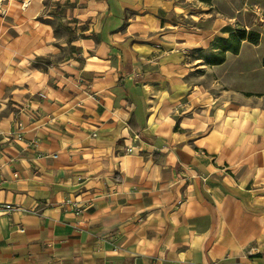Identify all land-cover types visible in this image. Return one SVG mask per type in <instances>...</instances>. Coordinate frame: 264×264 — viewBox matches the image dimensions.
Returning a JSON list of instances; mask_svg holds the SVG:
<instances>
[{
  "label": "crops",
  "instance_id": "0c3cea01",
  "mask_svg": "<svg viewBox=\"0 0 264 264\" xmlns=\"http://www.w3.org/2000/svg\"><path fill=\"white\" fill-rule=\"evenodd\" d=\"M188 2L0 0V264H264V34Z\"/></svg>",
  "mask_w": 264,
  "mask_h": 264
},
{
  "label": "rangeland",
  "instance_id": "374dc122",
  "mask_svg": "<svg viewBox=\"0 0 264 264\" xmlns=\"http://www.w3.org/2000/svg\"><path fill=\"white\" fill-rule=\"evenodd\" d=\"M188 3L195 14L210 13L213 19L222 21L229 30L239 29L264 34V0H214L210 5L189 0ZM66 30L70 38L76 33V29ZM63 33L64 30L61 34ZM72 49L74 48L69 47L70 53ZM38 62L36 66L45 68L53 61L45 58Z\"/></svg>",
  "mask_w": 264,
  "mask_h": 264
},
{
  "label": "trees",
  "instance_id": "16d2710c",
  "mask_svg": "<svg viewBox=\"0 0 264 264\" xmlns=\"http://www.w3.org/2000/svg\"><path fill=\"white\" fill-rule=\"evenodd\" d=\"M200 3L210 5L214 0H196ZM260 33L256 31L233 30L230 31L226 38L216 37L212 42V50L207 56V64L219 65L225 61V54L230 53L237 55L242 42H247L252 45H258ZM216 51V52H215ZM264 66V56L262 58Z\"/></svg>",
  "mask_w": 264,
  "mask_h": 264
},
{
  "label": "built area",
  "instance_id": "2783aa9c",
  "mask_svg": "<svg viewBox=\"0 0 264 264\" xmlns=\"http://www.w3.org/2000/svg\"><path fill=\"white\" fill-rule=\"evenodd\" d=\"M21 126H19V128H20ZM21 129V128H20ZM4 208L6 209V210H10L11 209V207L9 206V205H5L4 206Z\"/></svg>",
  "mask_w": 264,
  "mask_h": 264
}]
</instances>
